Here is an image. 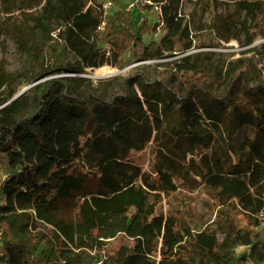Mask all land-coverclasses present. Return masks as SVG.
<instances>
[{
    "label": "trees",
    "instance_id": "16d2710c",
    "mask_svg": "<svg viewBox=\"0 0 264 264\" xmlns=\"http://www.w3.org/2000/svg\"><path fill=\"white\" fill-rule=\"evenodd\" d=\"M43 1L0 0V15L36 9ZM150 1L144 7L160 4L158 19L136 22L132 9L117 6L104 16L100 0H87L79 14L87 32L64 21L44 45L46 69L35 86V107L0 136L6 170L0 178V264H264V241L230 223L239 213L250 227L264 225V83L246 85L237 97L241 65L218 72L221 93L208 89L209 75L185 54L192 36L181 0ZM220 1L232 3L242 18L214 11L211 29L226 41L243 33L251 44L264 23V0ZM160 22L161 36L147 40ZM127 50L135 61L184 55L174 61L175 74L159 97L146 101L142 117L125 116L98 135L73 130L100 102L91 83L77 75L103 65L122 68ZM80 88L84 97L76 93ZM149 142L153 163L144 170L133 156ZM190 175L209 189L223 226L214 220L191 232L157 212L160 194ZM119 235L125 241L104 258L106 242ZM237 246L249 251L236 253Z\"/></svg>",
    "mask_w": 264,
    "mask_h": 264
},
{
    "label": "rangeland",
    "instance_id": "374dc122",
    "mask_svg": "<svg viewBox=\"0 0 264 264\" xmlns=\"http://www.w3.org/2000/svg\"><path fill=\"white\" fill-rule=\"evenodd\" d=\"M104 1L111 2L112 11L117 6L125 9L131 0H100L101 3ZM88 4L87 0H44L36 9L0 15V136L21 114L35 107V86L44 80L41 75L46 69L43 48L56 36L61 24L69 21L80 33L87 32L88 27L79 14ZM214 11L227 12L234 20L242 18V14L234 11L232 3L220 0H181V12L186 15L192 36V48L185 54H189L191 61L209 75L207 88L216 93L222 92V84L216 78L218 72L244 65V73L236 81L240 89L237 97H242L246 85L264 83V23L256 30L251 44L245 43L246 35L243 33L226 41L211 29V15ZM132 15L136 22L143 19L152 22L158 19L159 11L155 7L145 9L138 2L132 9ZM162 33L160 29L146 39H158ZM98 46L101 50L106 49L102 42H98ZM176 53L155 61H135L132 51L127 50L123 54L126 63L122 68L110 65L86 68L85 73L77 76H83L91 83V93L100 98V102L93 105L91 113L76 122L73 130L98 135L107 132L117 120L125 116L136 119L142 117L147 113L146 101L156 100L175 74L174 61L184 55ZM76 93L84 97V88ZM114 95L121 97L115 98ZM113 102H116L115 106L111 105ZM207 127L204 125L203 128ZM243 132L252 135L249 127L244 128ZM152 145L149 142L145 150L133 156L144 170H149L153 163L150 151ZM220 146L221 142L215 143L213 148L218 149ZM197 152L200 156L204 153L202 149ZM5 172V168L0 167V178ZM176 185L175 190L160 194L157 212L173 216L182 229L191 232L202 230L214 220L221 222L222 215L211 201L209 189L195 175L180 179ZM230 217L232 226L242 230L250 229L253 235L264 241V225L250 227L240 218L239 213ZM216 234L219 241H222L223 235L219 231ZM123 241L125 239L121 235L107 241L101 251L102 256L105 258L110 255ZM248 251L246 246L235 248L236 253ZM90 253L94 254V251ZM249 263L263 264L251 260Z\"/></svg>",
    "mask_w": 264,
    "mask_h": 264
},
{
    "label": "built area",
    "instance_id": "2783aa9c",
    "mask_svg": "<svg viewBox=\"0 0 264 264\" xmlns=\"http://www.w3.org/2000/svg\"><path fill=\"white\" fill-rule=\"evenodd\" d=\"M141 3L142 5H144V4H152V2L150 1V0H131L128 4H127V6H126V10H131V9H133V7L134 6H136L137 5V3ZM112 6V4H111V2L110 1H104L103 3H102V9H103V14H104V16H106V15H108V14H110L111 13V7ZM153 7H155L158 11H160V4H153ZM113 10V9H112ZM102 24H103V22H102ZM161 26H162V23L160 22L159 24H158V26H157V30H156V32H158L159 30H160V28H161ZM0 200H1V198H0Z\"/></svg>",
    "mask_w": 264,
    "mask_h": 264
}]
</instances>
